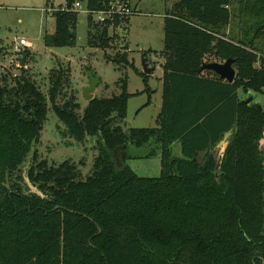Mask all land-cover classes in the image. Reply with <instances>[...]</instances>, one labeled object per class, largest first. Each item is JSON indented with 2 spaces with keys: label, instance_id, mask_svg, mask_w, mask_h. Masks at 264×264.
<instances>
[{
  "label": "trees",
  "instance_id": "16d2710c",
  "mask_svg": "<svg viewBox=\"0 0 264 264\" xmlns=\"http://www.w3.org/2000/svg\"><path fill=\"white\" fill-rule=\"evenodd\" d=\"M64 1L49 13L47 47L75 44L76 0ZM78 1L90 11L129 4ZM86 18L87 45L102 51L108 29L130 19ZM163 32L157 127H123L126 80L119 94L94 96L82 109L66 94L70 69L61 64L47 73L46 94L25 68L10 82L0 77V264H264V106L237 93L264 94V0H178L165 12ZM228 58L235 60L231 83L201 70ZM113 61L129 64L125 53ZM49 105L65 134L77 143L94 140L97 153L82 175L75 162L49 165L34 151L27 179L38 193L31 192L21 166ZM117 146H125L122 167ZM154 155L159 176H139L125 164Z\"/></svg>",
  "mask_w": 264,
  "mask_h": 264
},
{
  "label": "rangeland",
  "instance_id": "374dc122",
  "mask_svg": "<svg viewBox=\"0 0 264 264\" xmlns=\"http://www.w3.org/2000/svg\"><path fill=\"white\" fill-rule=\"evenodd\" d=\"M176 1L178 0H141L138 10L142 14L138 20L132 22L129 33L128 24L127 26L124 23L112 25L108 29L110 43L102 51L87 45L89 22L84 3L82 7L76 8L78 13L74 46L51 48L45 46L43 41L44 31H53V19L45 9L51 2L52 9L55 10L64 4V0H49V4L47 0H0V77L5 75L10 82L11 79L22 74L21 69L25 68L46 94L47 73L51 68L61 64L70 69V83L66 94H73L82 109L87 104L82 95V88L89 84V73L100 77L93 92L96 97L119 94L122 80H126V91L129 96L123 127L125 129L157 127L163 105V82L160 80L162 70L158 66L161 56L157 53H160L159 49L163 46V15ZM20 38H24L28 44L26 47H19L16 51L15 45ZM24 50L29 51L28 56L23 54ZM123 53L133 67L113 61ZM258 56L260 57V54ZM143 58L148 67L158 66L155 71L147 75L146 80L140 74L143 73ZM162 60L164 62L163 58ZM254 66L257 68L260 66V59H257ZM87 69L90 70L85 71ZM237 93L241 100L258 107L264 106V94L253 91L244 93L240 88ZM148 100L149 103L146 104ZM65 133L64 125L49 105L40 137L21 166L23 180L31 192L38 193L27 179V170L34 151L38 160H46L49 165L70 160L79 166L82 175L90 172L97 153L94 140L88 139L84 143H77ZM260 147L264 152V136L260 140ZM172 150L175 155L176 144L172 145ZM214 151L217 157L221 156L220 145L216 146ZM125 164L137 175L146 177L159 176L162 169L159 155L127 159ZM120 167H122L121 163Z\"/></svg>",
  "mask_w": 264,
  "mask_h": 264
},
{
  "label": "water",
  "instance_id": "95a60500",
  "mask_svg": "<svg viewBox=\"0 0 264 264\" xmlns=\"http://www.w3.org/2000/svg\"><path fill=\"white\" fill-rule=\"evenodd\" d=\"M83 1V0H81ZM21 65H24V59H21ZM235 60L228 58L223 63L219 62H209V63H203L201 66V70H209L214 72L220 79L225 80L229 83H231L234 80L235 77V68L233 67ZM155 67H148L147 63L143 60L142 61V71L145 74H151L154 71ZM100 81V77L93 76L91 73H89V84L87 86H84L82 88V95L86 102L90 101L94 95L93 92L98 85ZM125 146H117L114 149V154L117 159V164L120 165L119 155L120 151L124 149ZM224 152V151H223ZM180 154V152H179ZM223 154V153H222ZM264 198V193H263Z\"/></svg>",
  "mask_w": 264,
  "mask_h": 264
},
{
  "label": "built area",
  "instance_id": "2783aa9c",
  "mask_svg": "<svg viewBox=\"0 0 264 264\" xmlns=\"http://www.w3.org/2000/svg\"><path fill=\"white\" fill-rule=\"evenodd\" d=\"M82 4H83L82 2L76 0L72 5V8L76 10V8L82 7ZM52 10L54 9L49 7L45 9V12L51 13ZM84 10L86 11V15H91L92 18H94V21L97 23L104 22L107 19L112 20L113 15H120V16L123 15V16H128L129 18L135 15L134 9L131 5L119 1L110 2L109 8L107 9L90 11L86 7H84ZM27 44L28 42L24 38H20L15 45V50L17 51L19 47H26Z\"/></svg>",
  "mask_w": 264,
  "mask_h": 264
},
{
  "label": "crops",
  "instance_id": "0c3cea01",
  "mask_svg": "<svg viewBox=\"0 0 264 264\" xmlns=\"http://www.w3.org/2000/svg\"><path fill=\"white\" fill-rule=\"evenodd\" d=\"M140 3H142L141 0H129V5H131L132 7H134V8L136 9L137 14L131 16L130 19H129V23H128L129 28H128V30H127L128 33H129V29H130V27H132V22H134L135 20H138V19H139V16L142 14V13L138 10V9H139V4H140ZM164 17H165V14L163 15V18H164ZM50 24H52V23H50ZM163 26H164V20H163ZM162 37H164V32H163V36H162ZM162 41H163V38H162ZM162 48H163V46H162ZM162 48H160L159 51H161ZM156 53H157V52H156ZM157 54L160 55L159 52H158ZM160 56H161V55H160ZM162 58H163V57L161 56V57H160V62H158V66L161 67L162 75H163V69H162L163 60H162ZM158 66H157V67H158ZM153 67H155V69L157 68L156 66H153ZM155 69H154V71H155ZM160 80H161V82H163V81H162V76H161ZM230 137H231V133H230V132H227V133L224 134L223 138L217 143L216 146H218V147H219V145L221 146V148H222V151H221V152H222V153H223V151H224L226 145L228 144ZM174 144H176V145L178 146V143H177V142H174L173 145H174ZM221 155H222V154H221Z\"/></svg>",
  "mask_w": 264,
  "mask_h": 264
}]
</instances>
